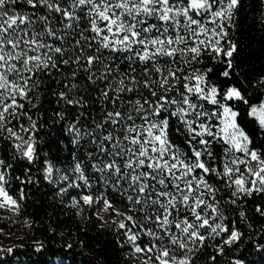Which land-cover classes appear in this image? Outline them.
I'll return each mask as SVG.
<instances>
[{
    "label": "snow or ice",
    "instance_id": "snow-or-ice-1",
    "mask_svg": "<svg viewBox=\"0 0 264 264\" xmlns=\"http://www.w3.org/2000/svg\"><path fill=\"white\" fill-rule=\"evenodd\" d=\"M257 7L0 0V210L44 205L53 238L95 229L123 264H219L264 221Z\"/></svg>",
    "mask_w": 264,
    "mask_h": 264
},
{
    "label": "trees",
    "instance_id": "trees-1",
    "mask_svg": "<svg viewBox=\"0 0 264 264\" xmlns=\"http://www.w3.org/2000/svg\"><path fill=\"white\" fill-rule=\"evenodd\" d=\"M247 23L253 25L251 34L259 39L264 37V17L257 7L248 15ZM44 205L29 207L17 215V219L0 217V237L2 233L18 231L21 233L18 243L12 254L0 252V264H123L124 253H118L114 244L107 243L111 237L97 235L95 229L87 235L77 234L73 227L71 237L53 238L48 231L49 219L45 216ZM60 219H64L63 216ZM35 221L32 227L26 222ZM67 226L68 222L65 220ZM69 229L66 227L65 231ZM245 235L233 246L226 248L225 255L218 257L219 264H232L235 260L242 264H264V221L257 220L253 228H243ZM43 241V251H34L33 244ZM84 241V243H79ZM71 243L73 247L68 249L64 245ZM23 245L24 247H20ZM58 259V260H57ZM207 257L202 256L199 264H206Z\"/></svg>",
    "mask_w": 264,
    "mask_h": 264
},
{
    "label": "rangeland",
    "instance_id": "rangeland-1",
    "mask_svg": "<svg viewBox=\"0 0 264 264\" xmlns=\"http://www.w3.org/2000/svg\"><path fill=\"white\" fill-rule=\"evenodd\" d=\"M0 217L11 218L12 221L17 219V215H12L3 210H0ZM20 236H21V233L18 231H14V230L6 232V233H2V236L0 237V248H7L15 243H18Z\"/></svg>",
    "mask_w": 264,
    "mask_h": 264
}]
</instances>
